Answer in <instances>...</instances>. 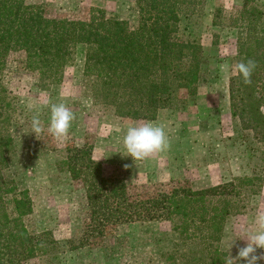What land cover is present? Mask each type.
Segmentation results:
<instances>
[{
    "label": "trees",
    "instance_id": "trees-1",
    "mask_svg": "<svg viewBox=\"0 0 264 264\" xmlns=\"http://www.w3.org/2000/svg\"><path fill=\"white\" fill-rule=\"evenodd\" d=\"M259 2L244 0L228 19L238 29L237 64L254 63L250 83L238 72L230 78L229 96L233 117L264 143V6ZM136 3L140 24L132 28L100 10L89 19H63L49 17L24 0H0V264H29L57 246L48 233L29 229V192L4 174L15 148L11 126L17 108L3 79L11 52L25 51L27 68L43 87H51L62 82L75 61L76 46L85 44L90 95L121 118L156 120L161 110L198 94L204 49L181 21L197 13L205 0ZM221 15L219 9L215 24L222 23ZM65 164L72 178L82 183L89 206V222L78 247L105 238L113 225L170 221L181 242L169 254V264H226L228 253L221 245L226 223L240 212L246 186L254 181L236 178L203 189L179 183L140 193L125 178L107 175L89 146L70 147Z\"/></svg>",
    "mask_w": 264,
    "mask_h": 264
},
{
    "label": "rangeland",
    "instance_id": "rangeland-1",
    "mask_svg": "<svg viewBox=\"0 0 264 264\" xmlns=\"http://www.w3.org/2000/svg\"><path fill=\"white\" fill-rule=\"evenodd\" d=\"M24 1L54 18L89 19L100 10L107 17L127 21L132 28L140 24L136 0ZM243 1L205 0L197 13L182 19L181 27L204 49L199 92L177 107L161 110L152 121L121 118L111 107L94 102L84 75L85 44L76 46L75 61L66 68L62 82L51 87H43L27 68L25 51L10 53L3 79L17 109L11 126L15 148L4 174L29 192L33 201L29 229L48 233L57 245L29 264H169V254L181 242L172 222L157 220L113 225L105 238L78 247L89 222V206L82 183L72 178L65 161L70 147L82 146L93 149L107 175L125 178L140 193L166 190L179 183L203 189L236 178H254L238 205L240 212L229 217L221 243L233 258L246 246L248 241L241 238L256 231L255 217L264 213V143L233 117L229 96L230 78L237 73L238 29L228 19ZM259 1L264 6V0ZM219 9L220 25L214 22ZM60 103L75 117L62 140L47 131L50 106ZM34 115L44 129L37 136L31 132ZM148 122L164 128L169 147L133 161L126 156L123 136L129 126ZM255 255H264V249ZM257 264H264V259Z\"/></svg>",
    "mask_w": 264,
    "mask_h": 264
},
{
    "label": "clouds",
    "instance_id": "clouds-1",
    "mask_svg": "<svg viewBox=\"0 0 264 264\" xmlns=\"http://www.w3.org/2000/svg\"><path fill=\"white\" fill-rule=\"evenodd\" d=\"M254 68V63L249 60L236 65V71L245 83H250V77ZM74 114L65 104H52L50 106L49 125L47 128L54 138L64 139L71 127ZM31 129L35 135L43 134L40 120L34 115L31 120ZM123 144L127 155L133 161L144 160L155 153L163 152L169 147V143L164 128L153 122H148L140 126H129L123 136ZM257 229L255 232L245 233L248 242L246 246L239 248L235 258L228 256L226 264H236L237 261H246V264H257L258 260L264 259V255H255L258 249H264V213H258L255 217ZM233 242L229 244V249Z\"/></svg>",
    "mask_w": 264,
    "mask_h": 264
}]
</instances>
